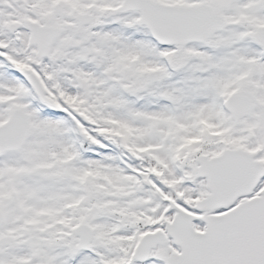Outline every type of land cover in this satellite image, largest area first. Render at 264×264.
Returning <instances> with one entry per match:
<instances>
[{"label": "snow or ice", "instance_id": "1", "mask_svg": "<svg viewBox=\"0 0 264 264\" xmlns=\"http://www.w3.org/2000/svg\"><path fill=\"white\" fill-rule=\"evenodd\" d=\"M0 264H264V0H0Z\"/></svg>", "mask_w": 264, "mask_h": 264}]
</instances>
